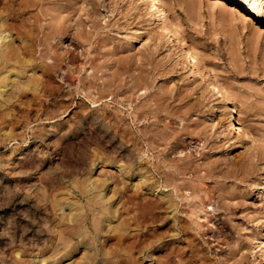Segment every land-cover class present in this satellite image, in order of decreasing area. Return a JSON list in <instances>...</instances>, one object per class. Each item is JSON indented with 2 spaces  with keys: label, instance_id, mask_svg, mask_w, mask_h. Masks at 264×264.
<instances>
[{
  "label": "rangeland",
  "instance_id": "374dc122",
  "mask_svg": "<svg viewBox=\"0 0 264 264\" xmlns=\"http://www.w3.org/2000/svg\"><path fill=\"white\" fill-rule=\"evenodd\" d=\"M210 263L264 264V0H0V264Z\"/></svg>",
  "mask_w": 264,
  "mask_h": 264
},
{
  "label": "bare ground",
  "instance_id": "6f19581e",
  "mask_svg": "<svg viewBox=\"0 0 264 264\" xmlns=\"http://www.w3.org/2000/svg\"><path fill=\"white\" fill-rule=\"evenodd\" d=\"M155 1V0H154ZM72 57V56H71ZM55 64V63H54ZM206 64H208V63H206ZM60 68V67H59ZM206 68H208L207 67V65L206 66H204L203 67V71L202 72H204V70H206ZM214 68H216V67H214ZM220 69V68H219ZM68 70V69H67ZM71 70V69H70ZM216 70V69H215ZM62 72H63V70H62ZM70 72V71H69ZM216 72V71H215ZM65 73V72H64ZM205 73H207V71L205 72ZM66 74H68V73H66ZM65 74V75H66ZM220 73H215V75H212V76H210L209 77V80H210V85H211V89L213 90V91H216V92H218V93H220L221 95V98H222V100L220 99V101L218 102L219 104H221L222 106H225L226 105V103L228 102V101H230L231 100V98H233V97H236L237 95H238V92H239V89H238V87H239V85L241 84H239V83H237V82H239V81H233V80H231L230 78H225V79H222L221 77H220V75H219ZM69 75H70V73H69ZM221 75L223 76V75H226V74H222L221 73ZM229 75V74H228ZM67 77H68V75H67ZM231 77V76H230ZM223 78H224V76H223ZM233 78H234V76H233ZM66 79V78H65ZM68 79V78H67ZM234 80H236V79H234ZM215 92V93H216ZM213 103V102H212ZM244 104V103H243ZM237 110V109H236ZM242 114V113H241ZM247 117H249V116H247ZM251 117V116H250ZM245 118V117H244ZM238 119V118H237ZM251 120V122L250 123H248V124H246L245 126L246 127H242V126H239L238 128H239V131L241 132V135H242V139L244 140L245 139V137L247 136V137H249L250 136V138L252 137V138H255V137H257V136H259L261 133H262V126H261V124L259 123V122H257V120L255 121L254 119H252V118H250ZM239 120H241L240 118H239ZM239 123H241V121L239 122ZM242 124V123H241ZM246 137V138H247ZM250 138H248V139H250ZM245 141V140H244ZM243 141V142H244ZM245 144H247V143H245ZM210 175V174H209ZM211 176V175H210ZM204 177H206V176H204ZM151 179V178H150ZM149 179V180H150ZM160 181V180H159ZM168 184V183H167ZM142 185H144L143 183H142ZM145 185H147V184H145ZM175 185V184H174ZM142 187V186H141ZM146 187V186H145ZM180 187V186H179ZM154 188V187H153ZM147 189V188H146ZM151 189V188H150ZM174 189V188H173ZM181 190V189H180ZM209 190H211V189H209ZM209 190H208V192H209ZM152 191H153V189H152ZM148 192H150V191H148ZM158 192V191H157ZM160 192V191H159ZM162 193V192H161ZM164 193V192H163ZM159 194V193H158ZM163 195V194H162ZM148 197H149V195H148ZM143 198V197H142ZM146 198V197H145ZM150 198V197H149ZM161 199V198H160ZM207 202V201H206ZM144 203V202H143ZM148 203V202H147ZM150 203V202H149ZM152 203V202H151ZM174 204V203H173ZM143 205H145V204H143ZM142 205V206H143ZM151 206V205H150ZM145 207V206H144ZM149 208V207H148ZM147 208V209H148ZM168 208V207H167ZM166 208V209H167ZM141 209H143V208H141ZM229 210H230V208H229ZM147 211V210H146ZM151 211V210H150ZM148 212V211H147ZM152 212V211H151ZM164 213V212H163ZM167 213V212H166ZM229 213V212H228ZM150 215V214H149ZM148 215V216H149ZM155 215V214H154ZM147 216V215H146ZM147 216V217H148ZM146 217V218H147ZM143 218V217H142ZM157 218V217H156ZM159 218V217H158ZM179 218V217H178ZM146 220V219H145ZM223 224V223H222ZM220 227H224V225H221ZM169 230V229H168ZM223 230H225V227H224V229ZM211 264V263H210Z\"/></svg>",
  "mask_w": 264,
  "mask_h": 264
}]
</instances>
